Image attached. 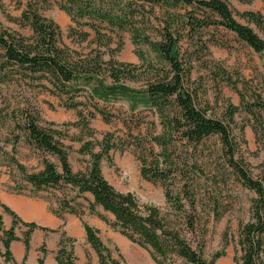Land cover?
Here are the masks:
<instances>
[{"label": "trees", "instance_id": "obj_1", "mask_svg": "<svg viewBox=\"0 0 264 264\" xmlns=\"http://www.w3.org/2000/svg\"><path fill=\"white\" fill-rule=\"evenodd\" d=\"M184 5L198 7L200 16L187 12L170 13L157 30L159 39H153L147 29L138 23L140 16L145 15L144 8L147 6H151L153 11L156 6L178 9ZM229 5L226 0H62L60 8L79 25L91 28L98 39V49L77 59L61 46L60 27L42 16L36 8L31 7L30 12L23 14V19L33 31L31 38L0 31V83L15 78L25 80L50 92L71 96L69 106L75 108L83 104L75 98L88 90L93 110L87 114L79 111V119L72 125L86 130L90 137L94 136L90 119L96 113L106 121L110 117L98 102L107 104L116 99L126 100L132 114L137 113L138 116L143 111H149L157 117L159 132L152 134L151 145L147 149L138 143L139 147L136 148L142 151L136 149V155L141 162V176L163 185L168 210L155 204L140 203L134 193L116 189L105 177L102 161L110 159L113 150L125 148L112 133L106 134L101 141L79 138L81 146L78 153L89 156V161L83 170L74 171L69 159L70 148L61 141L66 134L39 125L33 116L28 117L21 127L26 132L28 143L42 154L55 155L60 165L43 156V169L28 172L26 166L13 156L12 160L25 181L36 191L70 186L78 197L90 193L89 212L146 249L156 264H215L225 256L226 248L232 242L235 246V264H264V172L254 178L244 158L241 155L236 158L239 148L231 127L236 107L232 106L228 118L222 119L211 115L207 108L199 104L196 91L189 84L190 70L183 61L181 47L182 40L188 34L196 35L202 29L213 26L234 34L255 52L264 54V39L249 25L253 23L264 32V8L263 12L241 13L246 20V23H242L235 18ZM104 30L112 34L129 31L134 44L148 45L156 61L146 59L141 51H137L138 57L143 60L140 66L116 60L113 52L110 59L104 60L102 41L104 38L113 41V36ZM76 33L82 41L89 37L86 31ZM142 75L145 77L144 85L137 88L128 84V81L140 80ZM246 107L253 119L252 127L257 141L264 150L262 95L257 94L253 101L246 103ZM210 136L219 138L228 166L243 186L255 192L256 197L251 204L252 216L248 222L240 223L237 239L230 237L226 230L222 237V249L208 260L203 255L200 239L192 241L186 236L197 233L199 216L195 177L192 176L194 171L187 172L185 168L196 167L200 170V165L197 160L190 163L188 158H181L178 150L183 146L187 151L191 148L196 151L200 143ZM176 179L182 181L177 192L172 189ZM61 202V211L77 215L81 220L87 241L97 253L98 264H123L121 253L115 256L114 251L101 239L100 230L85 220L83 212L76 211L65 199ZM0 205L12 218L11 228L3 230L6 236L3 242L6 250L4 256L15 264H25L32 232L37 228L50 229L40 227L35 222H24L10 207ZM98 208L110 213L112 219ZM215 208V218L219 219V209L217 206ZM52 212L64 220V214ZM177 214H180V221L176 220ZM2 225L0 214V227ZM17 226L28 227L23 238L16 234ZM18 240L25 247L22 263L13 259L10 250L11 243ZM66 240L73 244L76 238L60 239L55 256L57 264H74V251L67 247ZM115 251L118 252V248ZM38 264H45L43 256L38 258Z\"/></svg>", "mask_w": 264, "mask_h": 264}, {"label": "rangeland", "instance_id": "obj_2", "mask_svg": "<svg viewBox=\"0 0 264 264\" xmlns=\"http://www.w3.org/2000/svg\"><path fill=\"white\" fill-rule=\"evenodd\" d=\"M226 1L230 4L235 18L242 23H246V20L241 13L263 12L264 8L262 0ZM61 3L62 0H49L47 3L42 0H0V31L6 30L31 38L33 31L23 19V14L26 11L30 12L32 7L60 27L61 46L75 59L89 54L93 49H98L95 32L74 21L60 8ZM151 8V6L144 8L145 15L140 16L138 23L147 29L153 39H159L157 30L161 26V21L167 19L170 13L187 12L200 16V10L195 6L184 5L178 9L156 6L153 8L154 12ZM249 25L264 39L262 30L253 23ZM76 31L88 32V39L80 40ZM103 32L113 36L112 42L106 38L102 41L101 51L104 60L110 59L113 52L116 60L140 66L143 65V60L138 57L137 51H141L146 59L156 61L155 54L148 45L134 44L129 31H116L114 34L107 30ZM181 47L183 61L190 70L189 84L196 91L199 104L207 108L211 115L222 119L228 118L232 106L236 107L234 120L231 123L239 148L236 158H240L241 155L251 175L258 178L264 172V150L257 141L252 127L253 119L247 111L246 103L253 101L257 94H261L264 99V54L255 52L234 34L213 26L202 29L196 35L188 34L182 40ZM140 78L137 81H128V84L137 88L144 85L145 77L142 75ZM87 91L75 98L76 101L83 103L75 108L69 106L72 101L71 96L50 92L25 80L18 81L15 78L13 81L0 83V195L10 193V195L44 201L50 211L61 212L64 215L69 213L61 211V201L65 199L76 211L83 212L85 220L92 226L96 222H102L103 227L99 229V235L114 251L116 257L121 253L123 264H156L146 249L128 240L98 215L89 212L88 201L91 199L89 195L78 197L70 186L36 191L25 181L12 160L14 156L26 166L28 172H38L43 169V156L60 165L55 155L42 154L28 143L26 132L21 127L30 116H33L39 125L55 128L66 134L61 141L70 148L69 159L74 171L83 170L89 161V156L78 153L81 146L78 139L101 141L106 134L112 133L121 147L125 148L113 150L111 158L102 161L105 177L116 189L134 193L140 203L155 204L167 211L163 185L160 182L145 180L141 176V162L136 155L137 150L142 151L136 148L138 143H141L140 147L147 149L151 145L152 134L159 132L157 117L149 111H143L142 115L138 116L137 113L132 114L130 104L126 100L116 99L107 104L98 102L110 117L108 121L99 113L91 119L88 117L90 126L94 130V136L90 137L86 130L72 125L79 119V111L87 114L89 110H93V103ZM130 132L135 136H131ZM221 148L219 138L210 136L200 143L196 151H192V148L187 151L183 146L178 150L181 158H188L190 163L197 160L200 165V170L196 167L185 168L187 172L194 171L192 176L195 177L199 216L197 233L186 236L192 241L200 239L203 255L208 260L215 252L222 249V237L226 230L230 237L237 239L240 223L248 222L252 216L251 204L256 197L254 191L243 186L237 179L232 168L228 166ZM181 183L182 181L176 179L172 186L173 191L177 192ZM216 206L221 215L219 219L214 215L213 209H216ZM98 210L112 219L109 213H105L101 208ZM0 211L5 213L2 205ZM179 215H176L177 221L181 220ZM11 226V223L3 220V225L0 227V264H15L4 256L6 250L3 242L6 236L3 230ZM27 229L28 227L25 226H17L15 232L23 238V233ZM35 230L30 237V249L25 264H38V258L41 256L44 257L45 264L56 263L55 256L60 239L72 236L62 229L47 230L49 232L45 236L43 232L35 233ZM66 242L67 247L73 248L74 264H98L97 253L95 251L90 253L84 243H77V239L73 244L67 240ZM12 245L13 243L10 250L15 258L18 249ZM44 247L45 249H42ZM115 248L119 251H115ZM234 255L235 246L232 242L226 248L225 256L219 258L215 264H235ZM23 257L22 253L19 263H22Z\"/></svg>", "mask_w": 264, "mask_h": 264}, {"label": "crops", "instance_id": "obj_3", "mask_svg": "<svg viewBox=\"0 0 264 264\" xmlns=\"http://www.w3.org/2000/svg\"><path fill=\"white\" fill-rule=\"evenodd\" d=\"M85 195H89L92 199V195L90 193H86ZM0 202L15 211L24 222H35L38 226L51 230H66L69 236L75 237L77 239V243H84L85 247L88 248V251L90 253L93 252L91 245L87 241L85 229L82 225V222L77 216L66 213L63 220L55 215L52 211H50L46 202L34 200L32 198H24L17 195H10V193L0 195ZM0 214H2L3 220L6 223L12 224V218H10V215L3 213L2 211H0ZM93 226L98 229H102L103 227L101 221L94 223ZM38 231L43 232V236H45L49 232L47 230L37 228L35 230V233ZM12 243V247L16 246V248L18 249V253L15 255L14 259L19 263L22 253L24 256V245L22 241L19 240L13 241ZM54 264H57V262Z\"/></svg>", "mask_w": 264, "mask_h": 264}]
</instances>
